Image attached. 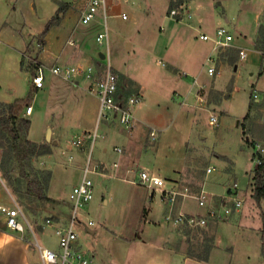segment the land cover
<instances>
[{
	"label": "rangeland",
	"instance_id": "374dc122",
	"mask_svg": "<svg viewBox=\"0 0 264 264\" xmlns=\"http://www.w3.org/2000/svg\"><path fill=\"white\" fill-rule=\"evenodd\" d=\"M81 2L82 0H0V24L8 27L6 32L0 33V68L4 64L6 50H14L13 55L18 49L24 50L27 62L35 57L43 47L40 42L41 35L38 33L44 30L52 18L57 19L56 16L61 10L68 9L67 25L69 28L74 27L79 19L78 8ZM170 4L171 0H123L120 8L128 17L115 15L109 18V51L112 66L136 81L128 84L126 96L138 94L139 88L135 85L137 83L147 87L144 100L136 106L149 104L145 113L150 122L143 124L138 120L132 129H125L117 120V126L100 122L98 126L100 136L94 143L92 159L93 162L106 166L105 171L111 176L115 175L112 169L113 166H118L114 161L120 155L115 146L121 147V151L124 150L123 145H116L121 137L111 134L115 130L131 137V146L135 152L140 150V145L145 148L144 152L155 153L154 151L160 149L162 158L169 159L165 170L171 172L174 170L173 167L177 166V170L174 171L179 175L174 181L175 185L190 194L184 197V212H191L198 217L204 216L207 221L201 226L188 227L177 224L173 220L176 213H173V219H166L169 204L161 196L156 195L152 198L153 196L149 195L146 199L145 191L137 185L127 184L110 176L91 174L97 191L94 199L82 208L78 215L75 224L78 241L96 264H264L262 238L264 198L257 202L252 195L253 169L258 164L254 154L255 145L260 143L264 146V70H261L263 57L248 53L246 58L229 64L221 79L222 82L228 80L226 96L234 92L230 99L218 102L219 94H210L212 96L209 98L205 95L208 102L205 107H200L196 100L197 86L192 84L186 92L177 90L173 93L179 109L187 106L180 112L186 117L183 125L180 119L175 117L176 107L166 112L168 115L166 123L164 120L155 119L164 115V112L160 113L154 109L156 107L153 105L154 99L158 97L156 92L160 91L163 97L169 98V93L177 86L175 78L168 75L174 71H171L167 62L183 67L186 64L191 66L194 64L196 69L203 67L202 71L206 72L208 59L205 64L203 63L206 50L217 55L220 50L219 58L225 63L231 55L238 58L235 47L226 45L216 50L212 49L213 41L200 39L198 29L189 27L184 20H177L178 18L171 16ZM215 6L222 13L219 0H216ZM175 9L179 11L178 8ZM179 12L182 13L183 19L184 7L183 11ZM98 20L99 17L94 22ZM79 22L77 31L82 30L87 34L85 27L88 24ZM215 24L209 22L204 28L211 31ZM259 27L261 39L257 42L258 46L264 49V23ZM77 35L78 37L76 35L74 37L82 36ZM193 50H200L199 55H195ZM209 56L215 60L216 67V55ZM103 61L106 62L107 58ZM105 70L106 65L103 64L100 73ZM114 71L119 74V80L123 81L125 75L116 69ZM26 79L27 75L24 74L22 81L25 80L27 84ZM81 83L82 81H79L80 86L84 84L88 86L87 81ZM233 83L236 84V88L232 91L230 84ZM254 86L261 88L260 95ZM121 87L120 85V89ZM76 92L79 94L77 97H67L65 101L58 103L42 94L34 103L35 111L30 116L32 121L27 138L39 144L48 143L52 150L51 153L35 156L32 160L35 168L51 171L49 186L46 188V195L49 198L35 197L31 202L33 208L27 209L24 202L19 200L14 185L2 177L0 195L5 203L9 204L12 202L11 196L15 198L23 207L30 224L25 229L24 234L27 237L24 239L19 236V232L0 228V264L11 263L14 253L18 254L15 260H19L15 264H35L37 257L35 253L38 252L34 245L35 236L51 248L59 247L57 236L43 225L48 216L55 219L64 216L67 222L72 217L69 193L81 175L79 165L84 164L87 153L72 158L69 155L70 150L74 149L72 143L74 136L83 132L81 131L83 126L92 130L95 128L99 109L96 93L82 87L79 89L77 87ZM178 93L180 96L176 95ZM158 98L161 102V98ZM184 100L186 102H183ZM78 101L82 104L80 109L79 104H75ZM211 113L217 114L218 125L210 123ZM27 115L25 111V116ZM137 118L139 119L138 116ZM167 122L168 128L162 131L163 127H156L153 124L162 125ZM186 122L189 126H186ZM61 124L79 127L71 126L68 131H64ZM49 127L51 135L47 140ZM152 131L156 132L154 137ZM2 152L3 147H0V160ZM208 166L214 167V170L207 172ZM17 170L18 173L21 172L20 165L17 166ZM140 170L148 169L138 167L136 172ZM207 181L209 185L205 187L204 183ZM235 181L239 184V196H242L244 202L239 213L219 218L210 215L207 207L198 204L195 195L205 189L214 194L211 203L217 205L222 196L230 193L229 187ZM241 190H244V194ZM182 200L180 199L181 202ZM180 204L175 205L177 206L175 212L180 210ZM150 207L153 212L151 214ZM90 219L93 220V225H89ZM3 223L5 224V219L1 215L0 224ZM88 226L95 231L92 232ZM186 227L192 229L191 238L185 234ZM206 236H213L214 242L208 259L190 257L188 251L190 249L200 251L202 244L206 242Z\"/></svg>",
	"mask_w": 264,
	"mask_h": 264
},
{
	"label": "crops",
	"instance_id": "0c3cea01",
	"mask_svg": "<svg viewBox=\"0 0 264 264\" xmlns=\"http://www.w3.org/2000/svg\"><path fill=\"white\" fill-rule=\"evenodd\" d=\"M219 1L221 4V8L223 9L222 13L220 12L219 8L215 6L216 0H183L182 7H184L185 14H183L184 15L183 19H177V20H184V22L189 27L198 29L199 30L198 37L200 39H202L200 37L201 33L213 35L219 26L228 27L230 32L234 35L233 44L231 46L237 48V53H238L237 61L242 60L239 56V49L241 48L246 49L248 53H252L258 57H261V56L263 57L264 49L258 46L257 41L261 39V29L259 26L261 25V23H264V0H219ZM122 3L119 2V3L111 5V11L113 14H116V13L118 14L123 11V9L121 10L120 8L122 7ZM59 15H60L59 23L56 26H54V28H52L49 31V33H47V35L43 37L44 44H42L43 47L40 48V50L37 52V55H35L36 59L47 66H51L55 63L63 64V65L73 64L77 62H81L84 65L91 63V64H94L97 67V69L100 71L102 65L103 64L105 65V62L103 61V58L100 55L101 50H99L95 44V36H96V33L101 29V23L99 21H96V22H92L86 25L85 28L88 33L86 32L87 34H84L82 30L77 31V29L79 28L78 26L80 24L79 19L77 21V24L74 27L72 28L68 27L67 25L68 16H69L68 9L61 10L59 12ZM114 16L115 15H112L111 17H114ZM209 22H213V24L217 22L215 24L216 26L211 31L206 30V28H204L205 25H207V23ZM6 28L0 24V33L6 32ZM40 33L41 32H39L38 34ZM77 34L82 35L81 37H79L80 39L77 38L78 37ZM88 34H90V36H88ZM74 35H76L77 37L75 38ZM71 38L79 43L80 45L79 48H74L73 45H71L68 42V40ZM234 41L236 43L235 45H234ZM130 46H131V43H129V47ZM212 49H213V42H212ZM6 51H7V55L5 57L3 56L5 59L4 64L0 68V101L12 102L17 98L25 97L29 89L33 86V83L31 82V65H30V60H28V62L27 60H25L26 58H25L24 50L18 49V52L14 53L15 55H13L14 50H6ZM193 51L195 55H199L200 53V50L198 51L193 50ZM219 52L217 55V53H214L210 50L205 51V57H204L205 59L203 62L204 64L206 63V60L209 55L214 54L217 57L216 58V60L218 61V62L216 61L217 73L214 76H210L207 71L206 72L204 70L202 71L203 67L201 69H196V65L194 64L193 66H191L190 64H186L183 67V66L177 65L176 63L167 62V64L170 65L171 71H174L173 72L174 75L172 73H169L168 75L175 78L177 86L173 89L171 93H169V98L163 97V94L160 91L156 92V95L161 98V102H159L158 97L154 99L153 105L156 106L154 107V109L160 113L164 112V115L161 118L159 116L155 117V119H161L162 121L164 120V122L166 123L167 117H168L166 112L173 110L175 109L174 107H176L175 117L177 119H180L182 125L184 124V122L186 121V117H183L184 116L183 113H180V112H183L187 106L183 109H179V106H178L179 104L176 103L175 99L173 98V93L177 90L186 92L189 86L193 84V80L195 77H197L200 82L205 83L207 85V88L205 89L204 93L206 96H208V98L209 96H212L210 94H213V93L219 94L218 102H221V100H224V99L228 100L233 96L234 92L233 93L231 92L230 96H226L227 94L226 90L229 86V84H227L228 80L226 79L224 82H222V79H221L222 75L225 74L226 69H228L230 62L228 61L227 63H225L221 61L219 58ZM112 67L113 69L118 70L119 73L125 75L126 77L130 79V81L124 80V83L126 84V88H128V84L131 81L136 83V81L130 75L123 73L120 69L114 66ZM237 68H238V64H236L235 66V69ZM24 74L27 75V79H26L27 84L25 83V80L22 81ZM118 81H120L119 74H118ZM234 82L236 83V81ZM83 83L84 81H82L81 84ZM135 85H138V88H139L138 93H140L143 96V99H142L143 101L144 97L146 96L145 90L147 89V87L144 84L137 83ZM77 87L78 89L82 87L84 90H86L85 84L84 86H80V84L67 81L60 76H56L48 72L46 74L44 87L37 89L35 99L33 102L30 103L33 105L34 109L31 114L27 115L28 118H30L31 120L30 116L35 111L34 103L37 101L38 96L43 94L46 98H52L53 102L58 103L60 101H65L67 97H71V96L77 97V95H79L76 92ZM119 88H118L119 95L117 94L118 98L120 100H126V98L128 97L126 96L123 97L122 94H120L119 92L120 90ZM230 88L233 91V89L236 88V84L234 83L230 84ZM253 88H256L258 90V94L260 95L259 92L261 91V88L257 86H254ZM176 95L180 96V93ZM81 97H82V94L80 93L79 99H81ZM180 98L183 99V97H180ZM183 102H186V101L184 100ZM162 103H163L164 109L162 107ZM75 104L76 105L79 104V109H80L82 104H80L79 101L78 103H75ZM148 105L149 104L141 105V106L138 105L139 106L138 109H137L138 106L134 107L135 115L136 117L137 116L139 117V119L137 118V121L139 120V122L143 124H147V121H149V119L146 116L147 114L145 113L147 111ZM171 105L173 107H171ZM168 122L167 124H162V125L155 124V123L153 124L156 127H163L161 129L162 131L165 128L166 129L168 128L167 126ZM106 123H110L115 126L118 125L116 121H111V122L106 121ZM61 125L64 126L63 124ZM71 126L79 127L78 125H69V126H64L63 130L68 131V129H70ZM186 126H189L188 122H186ZM88 130H92V129L84 127V126L81 129V131H88ZM115 131H112L111 134L115 135V137H121V139L119 140V142H117L116 145L119 144V145H123L124 147V150L118 151L120 155L118 156V159L114 161L118 163V166H113V169H112V171L114 170L113 172L115 173L114 176L116 178L114 176H111L109 172L107 173L105 171L106 166L103 169L104 172L98 173L97 175L110 176L124 183L137 185L145 191L146 199H148L149 198L148 196L150 195L149 188L134 182L136 179H138V176H139L138 172H136L138 167L146 168L150 170L151 172H153L154 174H157L163 177L169 184L175 185L176 182L174 181L175 179H177L179 175L177 171H174V170H177L176 169L177 166L173 167L174 170L171 172L166 171L165 167L167 166L169 159L162 158V156L160 155V149H158L157 151H154L155 153H153V151L144 152L145 148L143 147V145H140V150L138 152H135L132 149L133 146H131V137L127 134H121ZM104 149L106 150L107 148H104ZM69 155L72 158H74V157H78L82 155V152L74 147L73 150H70ZM164 155L165 154H163V157H165ZM70 156H69V159H70ZM82 164L83 163L79 165V168L82 167ZM79 174H80V169H79ZM79 178L77 179V181L79 180ZM208 185H209L208 181L204 183L205 187H208ZM121 186L123 185L121 184ZM244 190H241L243 194H244ZM96 191L97 189L95 187V194H96ZM156 195L160 196V191L155 190L152 195L153 196L152 198H154ZM0 198L2 199L3 202H5L1 195H0ZM183 203H184V199L182 200L180 207H179L182 210H183ZM166 211H168V208ZM185 212H188V211H185ZM151 213L153 212L151 211V207H150L149 214ZM188 213H191V212H188ZM62 217L64 218V216ZM0 228H2L3 230L12 231L8 229L4 223L3 225L0 224ZM89 229L92 232L95 231L91 227ZM19 236L22 239L27 237L26 234L23 235L21 233ZM35 254L37 255V257H35V264H36V262L39 259V255H38V252H36ZM16 258H18V254L14 253L12 255V259H13L12 262L14 261V264L17 263V261L19 262L18 259L15 260ZM12 262L6 263V264H12Z\"/></svg>",
	"mask_w": 264,
	"mask_h": 264
},
{
	"label": "built area",
	"instance_id": "2783aa9c",
	"mask_svg": "<svg viewBox=\"0 0 264 264\" xmlns=\"http://www.w3.org/2000/svg\"><path fill=\"white\" fill-rule=\"evenodd\" d=\"M123 0H82L79 6V21L84 24H90L97 20L101 23V29L96 33L95 44L99 50L100 55L103 54V60L107 58L105 62L106 70L103 73L97 69L94 64H82L81 62L73 64H58L55 63L51 66H47L37 59L30 62L31 65V82L36 88H43L45 85V78L48 72L53 75L60 76L67 81L79 84V81H87L88 86L86 89L90 92L96 93L99 99V109L97 116V124L93 130L83 131L77 134L73 138V146L81 151L83 154L87 153L84 164L81 167V175L79 180L73 185L70 193L69 200L71 204L72 217L70 221H66L65 217L55 219L52 216H48L45 219L44 227L51 229L57 236L59 247L58 249L51 248L38 237L35 236V246L39 252V259L36 264H96L93 257L85 251L78 241V233L75 230V224L78 221V215L81 209L87 206L95 196V183L91 174L103 173L105 166L101 163L93 162L92 150L96 139L100 136L98 126L100 122L118 121V123L125 129H132L137 125V117L135 115L134 107L142 101L143 96L138 93L132 96H128L126 100H120L118 94V74L114 71L111 65V56L109 51V24L108 20L112 15H121L124 18L128 17L125 12L113 14L111 11V5ZM177 10L174 8L171 10V16L177 19ZM179 19V18H178ZM181 19V18H180ZM202 39L211 40L214 42L213 49L216 50L226 45L231 46L233 44L234 35L230 32L228 27L219 26L214 35L201 33ZM68 42L73 45L74 48H79V43L74 39H69ZM106 51V52H105ZM248 52L246 49H239V56L241 59L246 58ZM207 72L210 76H214L217 73L215 67V60L212 56L207 58ZM193 85L197 86V104L200 107H205L208 102L205 96V89L207 85L198 80L197 77L193 80ZM255 97L257 94H254ZM34 107L32 104L26 108V113L31 114ZM209 121L213 125L219 124V118L217 114L211 113ZM155 131L151 134L153 137L156 135ZM115 149L121 151V147L115 146ZM258 153H264V146L260 143L256 144ZM257 163L263 162L262 155L256 157ZM117 164V163H116ZM214 170V167L208 166L207 172ZM139 176L134 182L141 184L152 192L155 190L160 191L161 198L169 204V211L166 214V219H173L177 224L187 226H201L207 221L204 216H196L184 212L182 209L175 212L174 205L178 200V197L182 195V198L190 196L187 190H180L174 184H169L163 177L154 174L150 170H140ZM0 180L3 178L0 174ZM4 183V181H3ZM239 184L237 181L233 182L230 187V193L222 196L217 205L213 202L214 194L203 189L200 194L195 195L198 200V204L202 207H207L209 214L219 218L228 217L232 214L239 213L243 206V198L239 196L238 192ZM12 202L5 203L0 200V216L3 215L5 219L6 227L12 231L20 232L24 235L26 227L30 224L25 216L23 207L18 201L11 196ZM89 225H93V220L88 221ZM88 228H90L88 226ZM31 230L34 233L33 228Z\"/></svg>",
	"mask_w": 264,
	"mask_h": 264
},
{
	"label": "trees",
	"instance_id": "16d2710c",
	"mask_svg": "<svg viewBox=\"0 0 264 264\" xmlns=\"http://www.w3.org/2000/svg\"><path fill=\"white\" fill-rule=\"evenodd\" d=\"M183 0H171L170 11L174 8H178L179 11H183ZM177 12V17L182 18V13ZM57 19L54 17L50 20L48 25L40 33L41 44H44L43 37L47 35L53 25L58 23L60 19L59 13ZM24 59V57H23ZM36 57L30 58V62L34 61ZM228 61L230 63H236V56H229ZM261 70H264V55L261 65ZM123 81H118V88L123 97L128 92L124 80L130 79L123 76ZM120 83V84H119ZM32 84V83H31ZM34 86V84H33ZM31 87L27 95L23 98H17L12 102L0 101V147H3L2 157L0 160V172L2 177L14 185V190L17 192L19 200L24 202L27 209L33 208L31 202L35 200V197L40 199L49 198L46 195V188L49 186L51 177V171H45L42 168H35L33 158L35 156H41L52 152L48 143H37L27 138L28 131L30 129L31 120L28 116H25L27 106L34 101L36 91L38 88ZM119 95V93H118ZM128 97V96H126ZM249 115V113L247 114ZM256 149V145H255ZM254 154L257 156L262 155L263 162L257 164L253 169V197L257 202H260L264 198V153H258L257 149ZM253 154V155H254ZM254 155V156H255ZM21 167V172L18 173L17 166ZM180 199L175 202L177 206L180 204ZM174 205V210L177 206ZM176 211V210H175ZM264 220V218H263ZM187 226V225H184ZM189 227V226H188ZM186 227L185 234L188 237H192V229ZM205 231V230H204ZM262 238L264 240V221L262 227ZM206 242L202 244L200 251L195 252L192 249L188 251V255L192 258L199 260H206L209 257L211 247L214 246L213 236H206ZM264 243V241H263Z\"/></svg>",
	"mask_w": 264,
	"mask_h": 264
},
{
	"label": "water",
	"instance_id": "95a60500",
	"mask_svg": "<svg viewBox=\"0 0 264 264\" xmlns=\"http://www.w3.org/2000/svg\"><path fill=\"white\" fill-rule=\"evenodd\" d=\"M101 55L103 56V54H101ZM50 135H51V128H48L47 135H46L47 140L50 139Z\"/></svg>",
	"mask_w": 264,
	"mask_h": 264
}]
</instances>
